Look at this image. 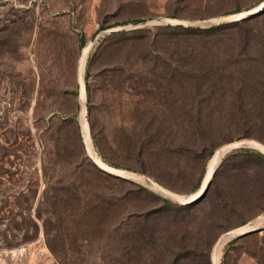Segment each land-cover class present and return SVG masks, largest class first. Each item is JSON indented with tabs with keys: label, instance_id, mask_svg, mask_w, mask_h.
Listing matches in <instances>:
<instances>
[{
	"label": "rangeland",
	"instance_id": "374dc122",
	"mask_svg": "<svg viewBox=\"0 0 264 264\" xmlns=\"http://www.w3.org/2000/svg\"><path fill=\"white\" fill-rule=\"evenodd\" d=\"M174 23L228 27L175 39ZM191 48L218 81L194 86ZM201 136L212 154L186 153ZM236 141L264 148V0H0V264H264V165L208 173ZM213 171L196 210L167 194ZM163 201L184 220L150 221V263L137 217Z\"/></svg>",
	"mask_w": 264,
	"mask_h": 264
},
{
	"label": "trees",
	"instance_id": "16d2710c",
	"mask_svg": "<svg viewBox=\"0 0 264 264\" xmlns=\"http://www.w3.org/2000/svg\"><path fill=\"white\" fill-rule=\"evenodd\" d=\"M250 18H247L243 21H241L240 23L249 21ZM233 25V24H230ZM234 25H237L234 24ZM228 27L227 25H221V26H217V27H211V28H207V29H194V28H188V27H182V26H174V27H169L167 26L166 29H168L171 34V38H175V39H184V38H191L192 36H200V35H208V36H214V34L222 29V28H226ZM106 28L100 27L99 31L105 30ZM121 36L119 34H112L107 36L103 41H101V43L99 44V46L96 49V52L93 56V59L95 60L96 58H100L102 55H104V52H106L109 47L112 45V43H110L112 40H114L116 37ZM80 45H82V40L80 42ZM190 54L188 55L187 58H191L192 61H190L189 63H187L184 66V72L186 73L185 75L191 77V80H193V82L197 83L194 86H197L199 84H201V82L199 83V81H206L209 84H213L214 81H218V73H217V69L215 68L214 64H208V63H204L199 60H197V57L193 51L194 49H190ZM212 54V53H211ZM196 61V62H195ZM194 62V63H193ZM92 63V60H91ZM90 64V63H89ZM88 64V65H89ZM228 72V71H227ZM87 73V72H86ZM231 75V74H230ZM224 77V76H223ZM178 79H175L173 81H171V83H175L177 82ZM188 81V77L187 79H185V83L187 84ZM192 84V82H191ZM188 85H190L188 83ZM195 129H200V127L198 126L197 123H195ZM198 132L194 133V135H196ZM200 139H197L198 141H196V143L194 144H190L189 148L185 149L186 153H190L193 154L194 156H202L203 154H207L208 156L212 154L213 150L217 147V145L215 146V144H212L211 141H208L207 138H203L198 137ZM225 156V157H224ZM223 160L220 164V168H224V167H230L234 166L236 168L238 167H242L247 165L248 163L256 165L258 167H261V165H264V156L255 151V150H250L249 148H240V149H236L233 150L229 153H227L226 155H224ZM232 160L233 162H228V160ZM249 159H256L257 162L253 163L252 161H248ZM229 163V165L227 164ZM216 172L213 173V178L215 176ZM201 178H202V174H200L197 183L194 185L192 192L198 190L200 182H201ZM212 181V178L210 180V182ZM209 182V183H210ZM138 192L142 193L143 192V188L138 187L137 188ZM205 196H203L201 199L189 203V204H184L182 205V209L187 210V211H194L196 210L198 204L200 201L203 200ZM170 203L168 201H163L162 204L160 206H157L156 208L152 209L150 212H147L146 214L137 217V228H140L139 231H137V240L135 241L137 243V246H139V248H137V252H143V253H147V258L150 259V263H152V261H157L156 256L154 254H151L154 249H156V247H158L160 245V243H162V237L163 234L160 231L159 236L161 237H155V232L152 231L150 228V221H157L158 219H168L169 217H171L172 219H174V223H177L176 220L178 221H182L184 220V217H176L175 215H173L172 210L170 209ZM140 221V222H139ZM167 223V222H165ZM164 223V224H165ZM244 223H240L238 225H236V227H240L243 226ZM231 228V227H230ZM165 231V230H164ZM228 231V229L226 230ZM264 232V229L262 230ZM257 233H251L249 235L243 236L241 238L235 239V241H239V240H244L247 239L249 237H253L255 236ZM233 243V242H231ZM50 247V246H49ZM51 252L53 254H56V251L51 250ZM141 257V256H139ZM176 258V256H175ZM174 258V259H175ZM173 260V258H172Z\"/></svg>",
	"mask_w": 264,
	"mask_h": 264
},
{
	"label": "water",
	"instance_id": "95a60500",
	"mask_svg": "<svg viewBox=\"0 0 264 264\" xmlns=\"http://www.w3.org/2000/svg\"><path fill=\"white\" fill-rule=\"evenodd\" d=\"M168 24H171L170 22H168ZM172 25H179V26H181L182 24H180V23H174V24H172ZM253 142H249V141H236V142H234V143H230V144H227V145H225L224 147H222V150H223V156L224 155H226L227 153H229V152H231V151H233V150H236V149H240V148H249V147H251V148H254V146H252L251 144H252ZM254 149H256V148H254ZM258 150V149H257ZM259 151V150H258ZM106 171V170H105ZM214 172V171H213ZM213 172H212V174H211V176H210V178H209V180L207 181V183H206V185H205V187H204V189L202 190V192L199 194V196L198 197H196L195 199H193V200H191V199H184V197H179V199L178 198H174L176 201H178L179 203H181V204H189V203H192V202H195V201H197V200H199L200 198H202V196L205 194V192H206V189H207V187H208V185H209V182H210V179H211V177H212V175H213ZM109 173H111V174H114L113 172H109ZM116 174H119V173H116ZM261 230V228L260 227H255V228H250V229H247V230H245V231H242V232H237V233H235L232 237H234V236H236V237H240V236H245V235H248V234H251V233H254V232H258V231H260Z\"/></svg>",
	"mask_w": 264,
	"mask_h": 264
},
{
	"label": "bare ground",
	"instance_id": "6f19581e",
	"mask_svg": "<svg viewBox=\"0 0 264 264\" xmlns=\"http://www.w3.org/2000/svg\"><path fill=\"white\" fill-rule=\"evenodd\" d=\"M251 145L254 146V148L258 149L259 151L264 152V148L261 147L260 145H257V144H255V143H252ZM223 153H224L223 150L220 149V150H218V152H216V153L214 154V156H213V158H212V161H211V163H210V165H209V168H208V173L211 172V170L214 168V165L216 164L218 158H219L220 156H222ZM104 170H106V171H108V172L117 173V172H114V171L107 170V169H105V168H104ZM119 174H120V173H119ZM122 176H125V175H122ZM126 177H128V176H126ZM207 181H208V180H205V181H204L203 185L201 186V188H200V190L198 191V193L196 194V196H194V197H192V198H187V199H188V200H189V199L193 200V199H195L196 197H198L199 194H200V193L202 192V190L204 189V187H205ZM167 194L169 195L170 198H173V197H174V198H178V199H179V197H178L177 195H174V194H171V193H167ZM261 224H262L261 222H258V224H256L255 227H258V226H260ZM255 227H254V228H255ZM247 229H248V228H247ZM247 229L244 228V229H241V230H239V231H235V232L233 231V232L229 233L228 235H225V236H223L222 238H220L219 241L217 242V244H216L214 250H213V253H212V263H215V262H213V261H216V258H217V256H218V253L220 252L222 246L226 243L227 239H228L232 234H235V233H237V232H242V231H245V230H247Z\"/></svg>",
	"mask_w": 264,
	"mask_h": 264
},
{
	"label": "crops",
	"instance_id": "0c3cea01",
	"mask_svg": "<svg viewBox=\"0 0 264 264\" xmlns=\"http://www.w3.org/2000/svg\"><path fill=\"white\" fill-rule=\"evenodd\" d=\"M262 223V222H261ZM255 227V226H254ZM254 227H252V228H254ZM258 227H260L261 229H263V227H262V225H260V226H258ZM255 233V232H254ZM249 235V234H248Z\"/></svg>",
	"mask_w": 264,
	"mask_h": 264
}]
</instances>
